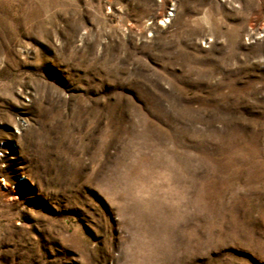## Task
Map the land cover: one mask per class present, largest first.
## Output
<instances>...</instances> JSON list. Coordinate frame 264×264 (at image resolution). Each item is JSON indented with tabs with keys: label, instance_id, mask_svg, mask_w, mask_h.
Segmentation results:
<instances>
[{
	"label": "rangeland",
	"instance_id": "374dc122",
	"mask_svg": "<svg viewBox=\"0 0 264 264\" xmlns=\"http://www.w3.org/2000/svg\"><path fill=\"white\" fill-rule=\"evenodd\" d=\"M0 264H264V0H0Z\"/></svg>",
	"mask_w": 264,
	"mask_h": 264
}]
</instances>
